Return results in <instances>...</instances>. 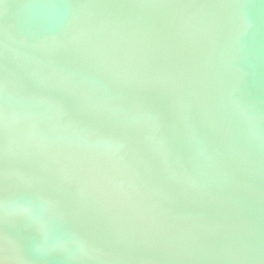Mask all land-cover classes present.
<instances>
[{
  "label": "water",
  "instance_id": "obj_1",
  "mask_svg": "<svg viewBox=\"0 0 264 264\" xmlns=\"http://www.w3.org/2000/svg\"><path fill=\"white\" fill-rule=\"evenodd\" d=\"M5 198L84 251L0 264H264V0H0Z\"/></svg>",
  "mask_w": 264,
  "mask_h": 264
},
{
  "label": "snow or ice",
  "instance_id": "obj_2",
  "mask_svg": "<svg viewBox=\"0 0 264 264\" xmlns=\"http://www.w3.org/2000/svg\"><path fill=\"white\" fill-rule=\"evenodd\" d=\"M208 15L212 14L208 13ZM5 180L8 183L15 182L11 174H7ZM78 182L94 194L95 188L102 183V180L98 175L85 173L78 178ZM59 203L58 200L53 199L5 198L0 201V217L3 218L5 225H13L19 227L21 231H29L37 235L39 240L36 251L40 255L64 254L68 259L79 258L84 251V244L77 237H71L69 243V238L54 236L50 231V210L59 207Z\"/></svg>",
  "mask_w": 264,
  "mask_h": 264
}]
</instances>
